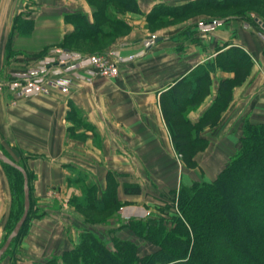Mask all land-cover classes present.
Wrapping results in <instances>:
<instances>
[{
	"label": "crops",
	"instance_id": "crops-1",
	"mask_svg": "<svg viewBox=\"0 0 264 264\" xmlns=\"http://www.w3.org/2000/svg\"><path fill=\"white\" fill-rule=\"evenodd\" d=\"M189 1L138 0L139 10L115 12L112 19L101 15L106 26L113 22L118 29L79 33V14L93 21L89 0H0V86L3 79L26 82L67 55L73 61L62 71L72 79L68 92L50 80L42 90L26 84L24 95L14 93L12 82L5 84L9 89L0 88V149L26 170L34 213L0 264H43L77 244L74 224L83 216L62 208L61 201L84 197V184L94 186L99 197L113 178L119 200H150L151 183L176 189L181 182L202 180L186 178L181 171L160 95L196 66L215 62L227 42L251 54L258 66L234 90L221 113L222 128L217 133L206 128L202 134L211 146L235 119L264 120L263 43L238 17H224L229 20L225 25L208 17L187 16L163 25L147 19L156 5ZM103 51L120 59L118 75L95 74L86 56ZM231 76L233 71L212 70L210 93L187 116L197 120L216 95L218 80ZM221 168L211 171L213 178ZM125 183L143 189L126 194ZM12 197L8 177L0 170V241ZM98 226L111 227L107 222Z\"/></svg>",
	"mask_w": 264,
	"mask_h": 264
},
{
	"label": "trees",
	"instance_id": "trees-1",
	"mask_svg": "<svg viewBox=\"0 0 264 264\" xmlns=\"http://www.w3.org/2000/svg\"><path fill=\"white\" fill-rule=\"evenodd\" d=\"M216 2L220 8L254 6L264 16V0ZM191 4L196 6L197 3L186 2L180 5V10L191 7ZM130 5L139 10L135 0H131ZM174 10V6L159 4L152 8L147 17L150 22H160L166 20L167 16L183 15L176 14ZM104 14L107 18L111 16V13ZM94 15L101 16L99 11H94ZM230 16L241 18L235 14L224 17ZM245 19L252 24L256 22L251 15L245 16ZM88 23L92 29L90 32H99L102 28L95 21ZM28 25L32 27L31 21ZM231 50L233 52L229 54ZM221 55L233 66L231 70L234 75L219 80L216 96L197 120H191L187 116L188 111L197 107L209 94L215 62L196 66L177 78L160 95L162 114L172 144L188 167L197 166L195 153L209 143V137L201 131L217 125L221 113L232 100L233 88L248 73L244 70L249 67L251 57L242 48L233 46L229 51L218 53L216 58ZM240 141L239 147L211 182H181L178 189L170 191L174 193L172 207L176 205L179 214L168 219L153 214L146 219L124 223L123 226L134 229L137 235L156 244L154 251L141 256L137 245L125 239H116L115 248L111 249L100 236L88 231L82 235L76 247L63 253L62 261L51 257L43 264H264V122L246 121ZM7 168L12 173L9 180L14 205L6 224V235L23 210L22 174L11 166ZM111 183L115 185L113 198L106 189L98 197L92 185H85L87 194L84 198H91L93 204L102 205V208L111 200H118V184L113 178ZM123 190L126 194H138L142 189L138 183H125Z\"/></svg>",
	"mask_w": 264,
	"mask_h": 264
},
{
	"label": "rangeland",
	"instance_id": "rangeland-1",
	"mask_svg": "<svg viewBox=\"0 0 264 264\" xmlns=\"http://www.w3.org/2000/svg\"><path fill=\"white\" fill-rule=\"evenodd\" d=\"M135 1L137 3V7H138V0H135ZM191 1L196 2L197 3L196 6H193L191 4V5H189L191 7H184L182 10H180V8H181L180 5L174 6L175 7V10H174L175 13L176 14H180V13L183 14L181 16L180 15L179 16L177 15L178 17L171 16V20L166 19V20L160 21V22H158L156 20H153L150 22V19L148 17H147V19L150 22V24L163 25L167 22L170 23V22H173L174 20L176 21L178 19H181V18L187 17V16H189L190 18L210 17L212 19L221 20L222 21L221 25H225L227 23V21H229V20L223 19L225 15H228V14L239 15V16H241V18H239V20L242 21L243 27H245L251 34L254 33L256 36H258L261 39V41L263 43V51H264V33L259 32L245 19V16L251 15L252 17L258 18L264 22V16L261 15V13L259 11L254 9V6H251L249 8H244V7H241V8H239V7H225V8L221 7L220 8V7L216 6V3H217L216 0H199V1L198 0H191ZM89 3H90L91 11L93 13L92 19H93V21L98 23V25L100 27H102L100 30L101 32H103L106 29V27H107V29L108 28L118 29V28H117L116 24L115 25L113 24V22H111L110 25L108 24L110 27H108V25L106 26L105 25L106 20H103L102 16L98 17V15H97V17H96V15H94V11H99L100 15H105L104 13H106V12L111 13L110 18L112 19L113 17L116 18V16H117L115 12L124 11L125 9H128V10L134 9V11L137 10V8L136 9L132 8V7H134L133 5H130L131 0H108V2L105 1L103 3L100 0H89ZM124 4L127 6L126 8L121 7V6L124 7L125 6ZM79 17L80 18L78 20V24L76 25V26H78V29H76V31L79 33H82V32L91 33L90 31L92 29L90 28V23H88L87 19L83 18L81 14H79ZM230 21H231V19H230ZM225 46H227V48L224 51H227V50L229 51L233 46L240 47L239 45L230 44L229 42H227L225 44ZM232 52H233V50H231L229 52V54H231ZM248 55H250V57H251V62H249V67H246L244 70V71L247 70L248 73L246 74V77L242 80V82L237 84L233 88L232 99L234 96V90L237 87L241 86L245 82L247 77L250 75V71L252 69V66L254 64L256 66H258L257 62L255 61V58L253 56H251V54H249V53H248ZM75 56L76 55H74V57ZM68 57H69V55H67L65 58H68ZM69 59H71V58H69ZM227 62H228L227 59H225L224 56H222V55H221V57L215 58V66H213L214 67L213 70H215V68H218L219 70L231 72L232 71L231 69L233 68V66ZM37 75H40V73ZM233 75H234V72H233ZM11 80L3 79L2 85L0 86V88H2V90L9 89L7 87V85L11 84L10 83V82H12ZM219 80L217 83H219ZM3 82H4V85H3ZM211 83H212V79H211ZM5 84H7V85H5ZM13 84L17 85V87L13 89V91H14V93H16V95L26 94V82H24V81H20L17 83L12 82V85ZM217 87H218V84H217ZM209 93H210V87H209ZM248 120L250 122H264V120L253 121V120H250L248 117H245V118L243 117L240 120L235 119L232 122L231 127L227 128L226 130H223V133L225 135L221 134L222 130L220 131V136H219L220 138L218 137L219 141H216L214 144L209 146V144H210V140H209V143L207 146H205L204 148H199L197 150V152L194 155V158L197 162V166H195V167H188L187 165H185V163L182 160V157L175 151L176 157L180 160V163L182 165L181 171H182L184 177L186 176V178H189V179H191L192 177H196V178L200 177V179L202 178V180H193V181L211 182L214 179L212 174H211V171H217L221 167L223 168L225 166V164L227 163L230 155L232 153H234V151L239 147V145L241 143L240 136L243 132V125ZM221 122H222V120L220 118L217 125L213 128H210V130H214V132L217 133L218 129L221 126ZM223 124H224V122H223ZM205 129L206 128H204L201 131V133ZM227 130H229V131L231 130V131L228 132ZM8 166L9 165L4 164L0 161V170L4 172V174L8 177V180H9V176L12 175V173L7 171ZM205 176H206V179H203ZM210 176H211V178H209ZM9 184H10V180H9ZM180 185H181V183H179V186H176V189H178L180 187ZM84 186H85V184H84ZM150 186L154 189V190H152L149 187V189H150L149 191H151L150 194L152 197V199H150V200H146V199L141 200L140 198L138 200H132V199L131 200L130 199H127V200H119L118 199L116 201L111 200L110 203H108L107 205H105V207L102 208V205L93 204V201L91 198H89V199L84 198V197H86V195H85L84 197H80L77 200L74 199V197H72V199H70L69 201H63V202L61 201V206H62V208H65L67 211H70V210L71 211H73V210L79 211V213L83 216V219L81 222H78V223L76 222V225L74 224V226H75L74 228H76L75 229V235L78 239V242L81 241L82 235H84L85 233H88V231H89V232L95 233L97 236L103 237L102 239L106 242L108 247L111 249L115 248V240L116 239L130 240L137 245L138 254L142 256L144 254H147V253L154 251L157 248V245L154 244L153 242L147 240L146 238L137 235L134 229H132L128 226H123L124 223H128L129 221L132 222V221L137 220V219H146L147 217H151L153 214L158 215L159 217H162V218H166V219H168L169 217H172L176 214H179V210L176 207V205H174V208L172 207V205H173L172 197H173L174 193L170 192V191H172L174 188L163 189L161 187H158L154 183H151ZM10 187H11V184H10ZM114 188H115V185L113 183H111V184L107 183L106 192H110L111 196H112ZM141 189H143V188H141ZM112 198H113V196H112ZM30 202L32 203L31 204L32 207L30 205V211H29L31 214L29 213L28 215L34 216V213L31 212V210H32L31 208H33V202L32 201H30ZM13 205H14V198L12 197V206ZM10 212H11V210H10ZM70 213L71 212H67V214L71 218L73 215L71 216ZM103 222L109 223L111 225V227L103 228L101 226H98V225H101V223H103ZM5 228H6L5 233H4L5 236L2 239V241H0L1 242L0 246L2 245V243L6 237L7 225H5ZM121 237H125V238H121ZM78 242H77V244H78ZM77 244H75L72 248H70L68 250H72L74 247H76ZM68 250H66V251H68ZM64 252H62L61 255H56V256L54 255L52 257H57L60 261H62L61 256L63 255Z\"/></svg>",
	"mask_w": 264,
	"mask_h": 264
},
{
	"label": "built area",
	"instance_id": "built-area-1",
	"mask_svg": "<svg viewBox=\"0 0 264 264\" xmlns=\"http://www.w3.org/2000/svg\"><path fill=\"white\" fill-rule=\"evenodd\" d=\"M255 21V24L249 23L259 32L264 33V22L258 18H255ZM86 58L95 67V74L97 75L114 77L119 73L118 63L120 59L110 52H96L86 56ZM72 62V59L69 58L53 60V63L48 65L40 75L26 78V84L32 83V89L42 90L45 88L44 83L50 80L62 92H68L72 85V79L62 71Z\"/></svg>",
	"mask_w": 264,
	"mask_h": 264
},
{
	"label": "water",
	"instance_id": "water-1",
	"mask_svg": "<svg viewBox=\"0 0 264 264\" xmlns=\"http://www.w3.org/2000/svg\"><path fill=\"white\" fill-rule=\"evenodd\" d=\"M160 38L161 37L155 38V40H159ZM0 161L19 171L23 177V210L20 217L15 222L13 228L6 235L2 245L0 246V259H1V257L10 247L14 238H16L20 233L23 224L25 223L28 217L30 211V188H29V178L26 170L20 164L12 160L8 155H6L1 149H0Z\"/></svg>",
	"mask_w": 264,
	"mask_h": 264
}]
</instances>
